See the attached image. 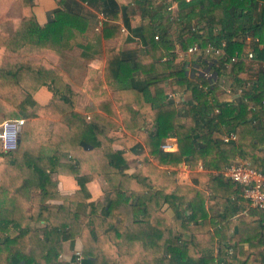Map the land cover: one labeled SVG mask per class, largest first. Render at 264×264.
Instances as JSON below:
<instances>
[{
  "label": "trees",
  "instance_id": "1",
  "mask_svg": "<svg viewBox=\"0 0 264 264\" xmlns=\"http://www.w3.org/2000/svg\"><path fill=\"white\" fill-rule=\"evenodd\" d=\"M20 1L23 17L17 29L11 34H0V52L7 55L0 66V104L6 107L3 118H24L20 106L43 85H48L56 94L60 74L30 55L42 51L59 54L81 46L85 33L97 23L96 11H101L106 17L102 26L104 37L122 36L124 22L145 45V53L130 58L122 51L107 48L106 78L109 82L112 79L120 82L125 90L137 95L139 109L130 104V118L125 122L131 132L145 124L140 101L149 104L152 122L148 134L143 136L156 160L173 166L186 162L191 169H196L203 160L205 165L221 171L240 155L264 172V124L256 121L257 107L250 110L247 100L262 101L264 73L260 74L258 84L243 92L241 102L235 104L226 100L227 93L218 92L217 84L205 90L185 69L169 72L172 63L162 60L167 52L175 49L169 26L176 22L184 49L196 42L201 47L209 42L222 46L225 39L226 55L221 60L229 61L242 49V43L235 37L264 29V9L260 24H246L245 17L256 4L255 0H180L172 20L170 12L158 10L159 4L166 6V0H134L142 4L146 19L136 28L129 24V4L125 0H61L62 7L44 25L37 20L33 0ZM84 4L90 8L86 9ZM152 10H158L153 18ZM158 32L159 39H156ZM236 64L238 69L243 66L242 61ZM138 71L146 75L145 85L141 87L132 84ZM171 76L176 77L180 89L192 92L185 114L172 102L155 103L150 94L149 87L155 85L161 95L164 90L158 83ZM203 83L209 84V81ZM110 105L111 98L100 103L112 113ZM38 113L40 118L26 120L16 150H1L0 142L4 158L0 164V264H62L64 242L77 237L82 242L83 255L77 264H220L225 259L226 264H264V209L250 208V216H259L254 221L239 218L228 222L227 213L218 218L221 229L198 233L210 222L205 190L178 185L171 191L164 187L157 191L148 188L140 192L132 190L128 195V190L133 189L129 182L139 177V173L132 177L123 174L128 167V156L112 147L113 141L98 123L75 110V96H55ZM153 128H156L154 133ZM201 128H208L209 132L200 134ZM214 132H235L238 139L225 142L213 137ZM171 133L178 141V150L174 152L160 148L164 137ZM35 139H40L41 144L30 142L36 143ZM65 151H70L77 163V167L70 166V172L77 177L80 189L63 195L51 174L60 169V158ZM86 161L99 165L113 188L107 206L102 202L87 203L88 180L80 175ZM193 174L200 177L198 173ZM115 175L121 176L118 183ZM205 182L209 183L202 186L210 187L214 197L229 198L235 193L236 198H244L242 187L221 173ZM133 196L138 201L129 203ZM51 198H61L63 204L52 207L48 205ZM188 202L191 206L188 218L178 213L181 228L193 230L191 238L184 240L175 232L161 206L169 203L176 210ZM215 219L211 218V222ZM38 223L45 224L38 227ZM231 226L236 227L235 234L228 237L226 233ZM216 235L222 238L218 256H199V251L215 245ZM230 249L235 251L232 256Z\"/></svg>",
  "mask_w": 264,
  "mask_h": 264
},
{
  "label": "crops",
  "instance_id": "2",
  "mask_svg": "<svg viewBox=\"0 0 264 264\" xmlns=\"http://www.w3.org/2000/svg\"><path fill=\"white\" fill-rule=\"evenodd\" d=\"M179 1L180 0H166L164 2L166 6L159 4L158 10H160V12H170L172 20L173 15L178 10ZM125 2L129 4V24L131 28H136L146 20L143 16V6L141 3H137V1L134 0H125ZM255 3L249 15L245 17L246 24L261 23L264 0H255ZM33 5V10L41 25L49 22L54 16V11L62 7L61 0H33ZM171 5L173 9L169 10V6ZM84 6L86 9L90 8L86 4H84ZM158 10H152L150 16H154ZM96 12L97 23L91 25L85 33L81 46H75L73 49L65 50L59 54L52 51H42L30 55V58L33 60L41 61L55 70L60 74V78L55 86L56 94L48 85H43L35 92L32 98L26 99L20 106L24 114L23 117L27 122H32L41 117L38 113L39 109L51 104L55 96L60 98L64 95H73L75 96V110L87 115L88 120L98 123V125L105 130L106 137L113 141L112 147L115 150L125 152V155L128 156V167L124 170L123 174L132 177L139 173V177L130 180L129 184L133 189L128 190V195L133 193L132 190L140 192V190H146L148 188L157 191L164 187L166 190L171 191L178 185H191L202 188L208 194V198L205 200V207L209 212L210 222L208 226L199 229L197 231L198 233H204L206 231L215 232L217 228L221 229L218 218L225 216L227 213H229L228 222L236 221L239 218H246L252 221L257 220L259 218L258 215L250 216V208H248L244 198H236L235 193H232L229 198L221 197L220 195L214 197L210 187L202 186L203 183H209L205 182L208 178L218 176L222 170L218 171L205 165L203 160L199 161L196 169H191L186 162H182L178 166H173L169 163L162 164L155 159L154 155L149 152L145 137L143 136V134H148L147 130L152 122L148 114L150 106L147 102L140 101L142 106L141 110L145 114V124L135 132H131L126 128L125 122L130 118V113L128 112V108L131 106L130 104H132V108L136 110L139 109L136 101L137 95L132 90H125L123 85L118 81L113 79L110 82L107 81V48L117 49V52L122 51L124 56L129 58L145 53L146 48L141 38L135 35L124 22H122V36L104 37L102 26L103 20L106 19V17L103 12ZM22 17L23 9L20 0H0V34L13 33L17 29L18 21ZM196 21L195 19L194 23H196ZM169 30L172 39L175 41V49L172 50L171 53L167 52L162 59L163 61L169 60L172 63V68L169 72L185 69L190 78L199 80V77L193 76L196 68L213 67L218 74V92L227 93L228 96L226 100L228 101L239 104L242 100L243 92L256 86L260 74L264 73V67H262V62H264V29H260V31L258 30L256 33L250 32L247 34L252 36L253 39L244 40L243 38L246 35L243 34L234 38L242 43V49L239 52V60L242 61L243 65L241 69L237 68V64L228 65L227 61L223 62L221 59L214 58L213 63L210 58L202 56L200 53L189 54L187 51L188 49L182 47L179 38L180 26L178 23L172 22L169 26ZM157 31H159V29H157ZM159 33L160 32L157 34ZM223 42H226V40L224 39ZM250 51H254L255 54V57L252 59L247 57V53ZM6 57L7 55H5V53L0 52V66L5 63ZM175 78V76H171L158 83L159 88L164 90L161 95L158 94L161 92L156 91V86L151 85L149 87L150 94L152 99H155V103L160 104L164 101L172 102L177 106L181 114H185L188 102L192 98V92L180 89L176 84ZM145 79L146 75L138 71L134 75L132 84L136 87H141L145 85ZM105 98L112 99V106H109L110 110L113 111L112 113L100 106V103L103 102ZM247 100L250 110H255L257 107L258 114L256 116V121L264 124V91L261 102L253 99ZM3 106V104H0V119L4 121L7 118H3L4 112L1 109ZM2 120L1 122H3ZM155 129L156 128H153V133ZM199 132L200 134H206L209 132V129L201 128ZM220 135L221 133L219 132L213 133V137L215 138H220ZM38 141H40V139H38ZM167 141L172 144V150H170V152L178 150L177 138L172 133L164 137L160 144V148H162V144ZM1 150H3L2 146ZM238 156L241 157L240 155L236 157ZM3 162L4 158L0 153V164ZM71 165L77 167L76 161L71 157V152L65 151L60 158V169L51 174L53 183L56 184L59 193L63 195L77 193L80 189L77 177L70 172ZM164 171H167V173L165 174ZM172 172L175 173L174 176ZM193 173L200 174V177L194 176ZM80 175L86 177L88 180L87 188L90 197L87 199V203L102 202L107 206L113 188L110 187L109 182L102 174L101 167L94 162L86 161L83 167H81ZM114 178L115 182L118 183L121 176L115 175ZM36 193L37 192H35V194ZM138 199L139 198L136 196H133L130 198L129 203H136ZM61 204H63L61 198H51L48 201V205L52 207ZM86 207L87 206H85V208ZM161 211L170 218L174 225L175 232L181 235L182 239L189 240L191 238L193 230L181 228L178 217V213H180L183 217L188 218L191 212L189 202L185 207H178L176 210L173 209L169 203H163ZM211 218L217 219L212 220V223ZM118 219H120V216H118ZM44 224L45 223H38L37 226L43 227ZM235 230L236 227L231 226L227 230V236L232 237L235 234ZM221 243V236L216 235L215 245L206 248L204 251H199L198 255L210 254L217 257ZM244 246L247 248L248 243H245ZM81 250L82 242L79 237L75 240L65 241L64 250L60 256V262L62 264H77L79 261L75 260V257L77 252H81Z\"/></svg>",
  "mask_w": 264,
  "mask_h": 264
},
{
  "label": "built area",
  "instance_id": "3",
  "mask_svg": "<svg viewBox=\"0 0 264 264\" xmlns=\"http://www.w3.org/2000/svg\"><path fill=\"white\" fill-rule=\"evenodd\" d=\"M173 6H169L172 10ZM159 39V34L156 35ZM244 40L253 39L252 36L246 35ZM226 42L222 46H217L212 42L207 43L206 46L201 47L198 43L193 44L188 48V53H200L202 56L210 58L214 63V58L222 59L226 55L225 51ZM247 57L252 59L255 57L254 51L247 53ZM239 60V52L230 58L228 65L236 64ZM240 61V60H239ZM264 67V62H262ZM193 76L199 77L198 80L200 87L209 90L210 85L217 84L218 74L212 68H196ZM209 81V84H204L203 81ZM211 100V98H209ZM219 109H216L218 112ZM26 123L25 118L6 119L0 123V142L2 149L10 151L16 150L19 147L22 128ZM220 138L225 142L236 141L238 135L235 132L221 133ZM165 151L172 150V144L167 141L162 144ZM225 179L231 180L242 187V195L247 203L248 208L264 209V172L253 165V163L245 160L242 157H235L231 163L220 172ZM234 249H230L229 255H234ZM77 261L83 258L82 253L79 251L76 254ZM226 259L222 260L220 264H226Z\"/></svg>",
  "mask_w": 264,
  "mask_h": 264
},
{
  "label": "rangeland",
  "instance_id": "4",
  "mask_svg": "<svg viewBox=\"0 0 264 264\" xmlns=\"http://www.w3.org/2000/svg\"><path fill=\"white\" fill-rule=\"evenodd\" d=\"M1 109H2V111L4 112V110L6 109V107L3 106ZM34 111H35V110H34ZM21 134H22V133H21ZM30 142H31L32 144H37V145H40V144H41V142L38 141V139H37V140L35 139V142H36V143H33V141H30ZM3 150H4V149H3Z\"/></svg>",
  "mask_w": 264,
  "mask_h": 264
}]
</instances>
